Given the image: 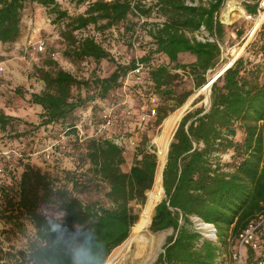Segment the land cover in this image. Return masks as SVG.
Here are the masks:
<instances>
[{
  "label": "trees",
  "instance_id": "obj_1",
  "mask_svg": "<svg viewBox=\"0 0 264 264\" xmlns=\"http://www.w3.org/2000/svg\"><path fill=\"white\" fill-rule=\"evenodd\" d=\"M224 1L198 5L186 0H70L79 9L73 14L60 0H0V43L21 37L23 11L28 3H36L54 15L67 57L97 66L113 63L107 75L99 74L97 66L79 75L57 68L50 53L46 61L51 68L39 69L41 87L27 100L39 109V122L26 132L15 129L23 118L19 111L0 107V151L22 154L12 156L11 165H0L7 169L0 175V220L4 233L27 240L19 249H4L0 243V264H73L74 249L104 264L129 237L159 164L147 131L182 107L210 79L208 72L222 64L226 27L219 11ZM246 1V12L257 15L259 0ZM89 29L129 33L130 50L132 42L137 43L135 54L119 60L96 34H85ZM196 32L206 36L198 39ZM235 33L240 37L243 31ZM181 52L193 54L195 61L178 62ZM137 61L142 70L129 75L123 90ZM182 75L191 77L192 90L178 92ZM124 99L129 100L127 106ZM202 99L199 95L193 100L194 107L180 118L168 146L162 170L164 198L155 205L149 228H171L172 233L152 264H231L238 235L264 214V23L212 82L208 105L195 106ZM148 106L155 108V115L146 123L140 117ZM126 109L130 115L125 117ZM110 110L116 121L100 131ZM83 119L79 137L75 125ZM40 128L48 130L47 137L56 131L57 136H67L52 152L66 149L70 154L73 166L64 170V182L27 162L29 154L38 151V140L33 139ZM136 131L141 135L137 142L114 141ZM6 136L18 140L17 145L12 148ZM27 137L34 143L20 145ZM90 185L103 187V193L84 202L79 193ZM137 205L143 206L141 212ZM45 211L56 218L67 216L68 224H48L41 219ZM194 218L212 224L214 236L197 228ZM254 241L257 247L244 251L248 264L264 257V229Z\"/></svg>",
  "mask_w": 264,
  "mask_h": 264
},
{
  "label": "rangeland",
  "instance_id": "obj_2",
  "mask_svg": "<svg viewBox=\"0 0 264 264\" xmlns=\"http://www.w3.org/2000/svg\"><path fill=\"white\" fill-rule=\"evenodd\" d=\"M248 1H249L248 3L250 4L253 3L250 0ZM60 2L62 6H64V8L70 11V13L75 14L79 11L78 8H75V6L70 3V0H60ZM186 2L189 4L199 5L200 3H205L206 0H186ZM232 5L236 6V10L232 12L231 16L222 18L225 10ZM258 15H259L258 12L257 15L255 16L249 15L246 12V9L244 8L243 0L224 1L223 6L219 11V19L226 27L225 37L223 42L221 43L222 64L218 65L214 70L209 71L207 75L208 78L212 77L230 59L237 58L240 54L243 53L246 45L253 39V37H251L249 34L250 31L252 30V27L255 24ZM22 20H23L24 28L21 37L14 43H9V44L0 43V66L3 67V70L0 71V107L5 106L6 108L15 109L19 111V113L23 118L19 123L15 124L16 126L15 129L18 132H24V131L26 132L27 130L30 129L31 124L35 125L39 122V118H38L39 109L37 107L28 104L27 100L29 98L30 92L32 91L36 92L41 87L42 83L39 80V69L51 68L46 61L50 53L52 54L53 52L55 54L53 58L57 62V68H63L75 74H79V75L84 73L89 74V70L92 67L97 66L95 64H90L86 62L85 64L84 62H75L64 54V49H66L65 42H63V40L59 35V26L57 24H54V15L48 9H45L36 3H28L23 11ZM261 23H264V20H262ZM140 27L143 28V24ZM237 29H241L243 31V34L240 37H238L235 33ZM87 33L96 34L97 40L102 42L106 47H108L113 52H115V54L118 55V58H120L119 60H122L121 57L123 56L125 57L128 55L135 54V51L130 50L129 48L130 47L129 33L122 32L121 30L118 32L114 30L101 34L92 29H89V31H87L85 34ZM195 35L198 39L202 40L204 39V36H206V33L196 32ZM38 41L44 42L46 51L42 53L35 52L34 46L37 44ZM192 56L194 58V55H190V53H186L185 55L181 56L179 62H181V60H183L184 62H189ZM112 66H113L112 62L103 61L97 66L98 67L97 72L101 75H107L112 70L113 68ZM55 68L56 66L54 67V69ZM16 89H18L19 91L21 90L22 93L21 96L18 94V91H15ZM192 89H193V81L191 77L187 75L183 76L182 81L178 86V92L188 91ZM201 89L202 88L196 90L189 97L190 99L192 98V100L190 104H188V107L184 109L181 117L188 110H191L194 107L192 106V102L199 95H202L203 99L195 106H198L201 103L208 105V102L205 101V97L209 95V90L202 91ZM152 107L153 106L150 107L148 106L147 109ZM147 109L145 110L146 112ZM132 127L134 128V126ZM162 129H163V123L158 128H155L154 130L150 129L149 131H147L148 136L151 138V143H153L154 146L157 147L156 148L157 158H158V150L160 148V143L157 139L161 135ZM57 132L58 131L54 132V135L47 137L49 136L47 129L40 128L39 130H37L36 136H34L35 140L33 139V141L36 142L38 140L39 148L37 152L30 155L29 160L27 162L33 164L34 166L40 167L43 170L48 171V173L50 172L53 176H58V178H61V182H64L66 180V178H64L65 176L64 170L72 168L73 166L69 152L66 149H62V150L56 149L55 152L52 153L50 158H45V152H44L45 149L49 146L52 139L58 138ZM127 134L126 133L121 134L123 140L127 142L130 140V143H134L140 140L141 135L138 134L137 131L129 135ZM115 135L117 134H114V136ZM3 138H6L8 139L9 142H11V143L6 142V143H8L12 148L15 147L18 143V140H14L13 138L9 139L7 138V136ZM116 139L117 138L115 137V140ZM33 141L30 139V137H27L24 138L23 142H19V144L20 145L21 144L25 145L27 143L30 144ZM120 141L121 139L118 140V142ZM3 142L5 141H2L1 145L4 144ZM128 153L130 154V151ZM0 165L7 166L9 164L8 162L3 161L0 158ZM4 171H5L4 174L6 175L7 169L5 168ZM150 190H154V188L152 187ZM150 190H148L147 192V196H146L147 200L149 198ZM154 191L159 196V198L156 199L155 202L156 205V203L159 202L162 198H164V196L161 198L162 194L160 195L161 192L160 189H155ZM102 193H103V187L97 188L96 185H90L83 192L79 193V197L84 202H90L95 199H98L99 196L102 195ZM162 193H163V189H162ZM137 207L140 208V212H141L143 206L140 207L139 205H137ZM142 215H143V211L139 219V222L134 228H132L131 231H134L139 227L141 223ZM194 222H195V226L201 229L203 233H205L207 236H212L211 233L209 232V230L214 228L212 224L202 223L195 218H194ZM5 227L6 226L4 222L0 220V243L4 249H11V248L19 249L25 246V244L27 243L26 238L22 237L21 235L15 236V235H11L10 233H4L3 229ZM150 232L154 235L156 234L157 240L155 241L156 244L148 248L149 249L148 251L150 253L149 255L142 254L140 256H137L135 244H130L129 246H125L122 249L121 251L122 255H120L114 261V264H152L156 260L158 254L162 251L166 237L172 233V229L169 228L155 232L150 230ZM126 240L117 248H115L111 252L110 256L114 253V251H116L118 248L123 246ZM110 256L108 257L110 258ZM109 258H107L106 261Z\"/></svg>",
  "mask_w": 264,
  "mask_h": 264
},
{
  "label": "built area",
  "instance_id": "obj_3",
  "mask_svg": "<svg viewBox=\"0 0 264 264\" xmlns=\"http://www.w3.org/2000/svg\"><path fill=\"white\" fill-rule=\"evenodd\" d=\"M264 10V0H259L258 1V8H257V12L258 14H260V12ZM251 17V16H249ZM144 18L140 17L139 18V23H143L144 22ZM261 22L260 24H258L256 26V24H254L252 30L250 31V36L254 37L255 33L258 31V29L261 26ZM256 26V28H255ZM255 28V29H254ZM254 29V31H253ZM203 40V39H202ZM35 48V52L37 53H42L43 51H45V44L43 41H38L37 44L34 46ZM132 47L133 50H136L137 48V43L135 41L132 42ZM55 56V54L52 52V58ZM232 64V63H231ZM230 64V65H231ZM143 65L141 63H139L138 61L136 62V66L134 68V70H132L131 72H129V74L126 76L124 83H123V90H125V86L128 83L129 80V75L131 74H139L142 70ZM3 70V67L0 66V71ZM138 78V77H137ZM155 100L152 99V102H154ZM122 104L124 105H128L129 104V100L124 99L122 101ZM113 108H111L112 110ZM111 110L107 112V116L105 118V121L103 122V124L101 125L100 131L103 129H107L111 126H113L114 122L116 121V119L114 117H112L111 115ZM125 117L130 115L129 114V110L126 109L125 112ZM155 115V108H149L147 109V112L142 113L140 120L142 122H150L153 120V117ZM83 123H84V119L79 121V123H77L75 125L76 129L79 132V137L83 136ZM67 136L65 135V132L61 133L58 138L56 139H52V141L50 142L49 146L45 149V158H50L51 153L54 151V149L63 141H66ZM121 139L120 142H118V140ZM122 136L118 137L116 140L114 139V141L118 144L122 143ZM31 155V154H29ZM12 156H17V157H22V154L18 151L15 150H11V149H5L0 151V158L4 161H10V159H12ZM11 165V164H9ZM4 169L2 166H0V175L3 173ZM260 229H264V214L260 215L256 220L252 221L251 223H249V225L247 226L246 229H244L237 237V243L235 244V246L231 249L230 252V262L231 264H248L244 255V251L245 248L247 246H251L252 248H256V242L254 241V238L256 236V233L260 230ZM213 230V234L212 236H214V231L215 228H212ZM254 264H264V257L262 258H255Z\"/></svg>",
  "mask_w": 264,
  "mask_h": 264
},
{
  "label": "bare ground",
  "instance_id": "obj_4",
  "mask_svg": "<svg viewBox=\"0 0 264 264\" xmlns=\"http://www.w3.org/2000/svg\"><path fill=\"white\" fill-rule=\"evenodd\" d=\"M235 3V2H234ZM236 10V6H230L228 9L225 10L223 17L226 18L227 16H231L232 12ZM264 20V11H261L258 17L256 18L255 24L256 26L260 24V22ZM255 26V28H256ZM253 28V27H252ZM254 28V29H255ZM253 29V31H254ZM233 61V58L230 59L227 63H225L213 76H215L224 66H229ZM212 76V77H213ZM210 77V79L212 78ZM210 83L208 86H206V83L204 84L203 88L201 89L202 91L209 90ZM200 92V91H199ZM198 92V93H199ZM192 98L188 99L182 107H180L176 112L172 113L169 115L163 122V129L161 132V135L158 137V141L160 143V148L158 150V165L154 177V183H153V188L155 189H160V195L162 194L161 198L164 196V191L162 193V168L164 166L165 160H166V155H167V150L169 146V142L172 138V134L175 131L178 121L184 111L185 108L188 107V104H190ZM205 101H208V96L205 97ZM154 190L149 191V198L145 204V207L143 209V215L141 218V223L137 229L134 231L130 232V236L126 240V242L118 248L114 253L110 256V258L105 261L104 264H114V261L122 255L121 251L125 246H129L130 244H135L136 246V255L140 256L142 254H147L149 255V249L151 246H153L155 243L156 239V234H152L149 230L150 226V218L153 214L154 210V205L156 202V199L159 198L157 193H155ZM160 198V199H161ZM211 235L213 234V230H209ZM161 234V233H159ZM163 234V233H162ZM160 246V245H159ZM134 247V246H133ZM160 248V247H159ZM131 250V249H130ZM142 259V258H141ZM135 260V259H133ZM120 263V262H118ZM142 263V262H141Z\"/></svg>",
  "mask_w": 264,
  "mask_h": 264
},
{
  "label": "clouds",
  "instance_id": "obj_5",
  "mask_svg": "<svg viewBox=\"0 0 264 264\" xmlns=\"http://www.w3.org/2000/svg\"><path fill=\"white\" fill-rule=\"evenodd\" d=\"M41 219L45 220L48 224L59 227L60 225L68 224V217L56 218L48 214V212L41 213ZM73 264H95V261L91 258L90 254L83 249H74L72 252Z\"/></svg>",
  "mask_w": 264,
  "mask_h": 264
},
{
  "label": "water",
  "instance_id": "obj_6",
  "mask_svg": "<svg viewBox=\"0 0 264 264\" xmlns=\"http://www.w3.org/2000/svg\"><path fill=\"white\" fill-rule=\"evenodd\" d=\"M236 58L233 59L232 63L235 61ZM230 66V65H229ZM229 66H224L215 76H213L211 79H209L207 82H206V86H208V84L210 83V86L212 85V82ZM210 86H209V93H210ZM203 88V87H202ZM174 133V132H173ZM173 135V134H172ZM166 162V160H165ZM165 165V163H164ZM164 167V166H163ZM163 170V168H162ZM158 203V202H157ZM156 203V204H157ZM151 222V221H150ZM163 251V249H162Z\"/></svg>",
  "mask_w": 264,
  "mask_h": 264
},
{
  "label": "crops",
  "instance_id": "obj_7",
  "mask_svg": "<svg viewBox=\"0 0 264 264\" xmlns=\"http://www.w3.org/2000/svg\"><path fill=\"white\" fill-rule=\"evenodd\" d=\"M250 1L253 2L254 0H250ZM246 2H249V1H246ZM186 53H189V52H181V53H179V55H178V62H179V59L181 58V56L185 55ZM190 55H193V54H190ZM193 61H195V56H194V58L192 56V58H190V61L189 62H184L183 60H181L180 63H190V62H193Z\"/></svg>",
  "mask_w": 264,
  "mask_h": 264
}]
</instances>
